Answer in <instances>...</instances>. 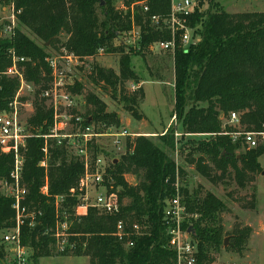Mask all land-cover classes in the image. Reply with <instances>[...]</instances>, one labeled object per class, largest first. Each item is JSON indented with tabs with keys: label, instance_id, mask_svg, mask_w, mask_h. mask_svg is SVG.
Returning <instances> with one entry per match:
<instances>
[{
	"label": "trees",
	"instance_id": "trees-1",
	"mask_svg": "<svg viewBox=\"0 0 264 264\" xmlns=\"http://www.w3.org/2000/svg\"><path fill=\"white\" fill-rule=\"evenodd\" d=\"M195 1L188 23L200 39L188 49H176L172 54L174 115L181 136L175 138L173 126L154 139L138 135L133 138L131 152L121 154L111 164L108 172L112 182L107 187L117 194L118 214L104 215L92 207L84 215L76 214L75 207L80 201L77 183L83 166L63 147L50 149L49 196L40 194L44 170L38 163L43 159V139L26 140L22 184L27 194L23 204L34 212V217L32 224L29 217H24L20 243L31 251L28 263L36 264L39 258L51 256L60 248L54 231L56 221L65 220L68 227L60 251L62 255L86 257L88 264H177L163 219L166 201L177 193L190 215L181 227L190 228L189 235L196 248L195 264H210L211 251L223 245L220 214L226 209L225 203L212 192L207 191L202 197L189 192L183 184L185 172L176 164L172 153L183 140L182 145L191 146L192 151L187 161L194 164L199 174L211 180H222L232 172L240 188L251 182L256 173H263L258 158L264 153V143L248 148L240 140L232 142L222 132L232 130L225 126L231 112L238 113L244 130L264 131V12L229 13L216 6L214 0ZM114 2L14 0L15 8L20 10L14 35L11 39L0 37V111L8 109L18 87L16 79L3 74L11 64L8 50L26 59L24 78L35 86L33 114L27 122L33 131L43 134L52 122L51 110L40 95L51 79L45 61L49 56L48 48L57 51L65 48L82 58L96 56L97 49L102 47L105 53H119L118 71L94 62L89 70L91 81L109 90L112 97L118 95L124 109L140 119L142 115L137 107L143 98L142 89L139 87L129 93L124 90L126 81L139 82L130 67V57L146 53L149 42L170 38L167 30H160L149 22V16H165L169 12L170 0H147L148 12L136 15V22L142 27L138 50L112 45L115 33L130 26L128 13L116 9ZM21 27L41 43L24 33ZM83 86V80L75 81L71 91L80 94ZM85 104L88 108L85 113L93 120L120 125L118 114L107 112L105 102L95 93L86 95ZM194 134L208 135V138H195ZM195 151L199 153L196 159L192 156ZM11 166L12 155L0 152V181L8 180ZM127 173L135 175L137 182L129 184L124 176ZM60 195L64 198L56 211L54 197ZM124 199L127 202H123ZM11 205L12 199L0 194V231L14 226ZM119 220L125 222L128 233L135 223L141 227L139 234L129 237L132 246H125V242L115 236ZM249 230L248 227L237 229L230 247L241 249ZM3 258L0 236V263Z\"/></svg>",
	"mask_w": 264,
	"mask_h": 264
},
{
	"label": "built area",
	"instance_id": "built-area-1",
	"mask_svg": "<svg viewBox=\"0 0 264 264\" xmlns=\"http://www.w3.org/2000/svg\"><path fill=\"white\" fill-rule=\"evenodd\" d=\"M0 1L3 3L1 9L4 13L6 12L0 22V37L11 39L17 26V15L20 10L15 8L14 0ZM118 2V10L124 14L128 13L130 26L128 29L115 33L112 45H122L126 49L138 50L142 39V27L136 22V15L148 12L147 0H118ZM195 6V0H170V10L165 16L157 14L149 16L150 25L160 30H167L170 38L149 42L146 46L147 52L168 51L173 54L176 49L186 50L195 45L200 35L195 33V28L188 23ZM103 52L102 47L97 49V54ZM8 54L11 56V64L3 73L16 79L18 88L14 98L8 104V109L0 112V152L12 155L8 180L1 184L4 189L2 195L12 199L14 226L2 232L1 242L9 246L12 264H28L30 256L27 254L28 248L20 243V226L24 222V217L31 219L30 224L34 217V212L29 211L23 204L27 194V189L22 184L26 140L30 137L43 139L41 147L43 159L38 163L44 170L43 182L39 188L40 194L49 196L47 169L50 149L63 147L69 156L78 160L83 166V172L77 183L79 192L77 197L80 201L75 207L76 214L84 215L87 209L92 207L101 214L111 216L119 213V202L117 194L109 191L107 187L112 182L108 170L117 159L115 154L131 152L133 138L139 134L131 133L121 123L115 126L95 122L90 115L78 112L76 104L78 95L71 91L75 81L72 75H69L73 68L66 66L79 65L81 58L65 48H61L58 54L45 59L50 68L51 79L40 95L45 99L46 107L51 110L52 122L47 132L43 134L33 131L28 122H23L21 119L18 98L22 90L31 92L34 91L35 86L24 78L23 63L26 59L15 55L12 49L8 50ZM136 85V83H131L130 89L139 88ZM239 124L237 113L231 112L225 126L231 127L232 130H224L222 134L228 135L232 142L240 140L248 148H254L262 143L259 138L264 139V131L244 130ZM174 136L177 138L181 136V133L175 130ZM92 193L93 197L90 201ZM63 198L61 195L54 197L56 211ZM188 217L190 218V215L187 214L185 206L181 204L178 193L166 201L163 219L169 236L168 244L176 252L177 264H195L196 260L195 245L187 230L181 227L182 222ZM67 227L65 220L56 221L54 237L60 249L65 243ZM140 230L141 227L135 223L131 225V233H128L125 229V222L119 220L115 225V236L129 247L133 244L129 237L131 234H139Z\"/></svg>",
	"mask_w": 264,
	"mask_h": 264
},
{
	"label": "rangeland",
	"instance_id": "rangeland-1",
	"mask_svg": "<svg viewBox=\"0 0 264 264\" xmlns=\"http://www.w3.org/2000/svg\"><path fill=\"white\" fill-rule=\"evenodd\" d=\"M214 4L229 13L264 12V0H214ZM1 6H3V3L0 1V22L6 15V12L4 13ZM114 6L118 9V0H115ZM21 29L35 41L41 43V41L34 38L25 27H21ZM63 37L64 35H62V38ZM45 45L48 46V43L46 42ZM124 49L127 50L126 48ZM60 51L61 48L59 51L51 47L48 48L49 56L56 55ZM118 59L119 53L117 52H103L92 58H90V56L82 57L77 66H72L70 64L67 66L65 65L67 68H73L69 75H72L74 81L83 80L84 82L81 93H77L78 98H76V104L78 112L86 114L85 112L88 108L85 104V98L89 92H92L105 102L107 112H116L118 117L119 115L121 116L122 122L120 121V123L131 133L143 134L142 136L154 139L156 136L166 131L164 130L162 132L168 122V128L173 126L176 128V131L180 133L174 115V67L172 53L168 51L149 53L146 51L144 54H132L130 57V67L136 68L138 73H140V68H144L142 73L148 78L147 80L163 81V84L145 83V103L141 106L139 105L141 101L139 102L140 99L138 100L139 104L137 110L141 112L143 109L142 112L144 111L149 117L148 124L144 122V120H141V118L139 120L135 119L129 111L124 109L123 103L119 100L118 95L112 97L109 90L102 87V85H94L89 77V70L94 62L102 67L112 68L117 72L119 66ZM131 83L137 84L138 82L128 80L124 83V90L128 93L133 91L130 89ZM33 92L34 91L28 92L25 90L20 92L18 108L23 122H27L28 118L33 114ZM126 118H128L129 121L127 120L125 122ZM95 122L99 121L95 120ZM239 125L241 129H244L241 124ZM178 138H180V136H177V139ZM195 138H208V135L197 136ZM259 141L262 142L260 144L264 143L262 137L259 138ZM181 142L184 143L183 140L180 141V144L177 145V149L172 153V157L176 164L185 172L183 179L185 187L189 192L194 191L198 197H202L207 191L212 192L221 199L226 206V209L220 214V217L224 232L223 239L226 238L227 244L225 246L222 245L217 251H211L210 256L212 257V262L210 264H264V153L258 158L263 173H256L251 182H248L244 188H240L233 179L232 172L230 176H226L222 180H211L199 174L194 169V164H189L187 161L189 152H192L190 151L191 146H187V144L183 146ZM100 145L101 144H99V146ZM198 155L199 153L196 151L192 154L194 159H196ZM114 156L119 158L120 154H115ZM214 172L217 174L216 171H213V173ZM124 176L129 184L137 182L135 175L127 173ZM2 182L3 181H0L1 195L4 191L1 184ZM92 197L93 193L91 194L90 201ZM123 202H127V200L124 199ZM245 227L250 229V233L243 246L241 249H232L230 244L234 232L239 228ZM5 230L0 231V236ZM2 245L4 248V258L0 264H12L10 261L9 246L4 243H2ZM60 251L61 249L59 248L58 250L56 249L51 256L39 258L36 264H88L86 257L72 256L71 254L62 255ZM27 254H31L29 248L27 249ZM28 264L32 263L29 262Z\"/></svg>",
	"mask_w": 264,
	"mask_h": 264
},
{
	"label": "crops",
	"instance_id": "crops-1",
	"mask_svg": "<svg viewBox=\"0 0 264 264\" xmlns=\"http://www.w3.org/2000/svg\"><path fill=\"white\" fill-rule=\"evenodd\" d=\"M135 72H136V74H137V76H139V82L137 83V85L142 89V91H143V100H141V103L139 104V105H141L142 106V104H144L145 103V99H146V93H145V91H144V85H145V83H147V82H150V83H161V84H163V81H160V80H147L148 78L146 77V76H144V74L142 73L143 71H144V68H140V73H138L137 72V70H136V68H132ZM143 110V109H142ZM142 110H141V112H139L141 115H142V117H141V120H144V122H146L147 124H148V122H149V117L144 113V111L142 112ZM119 117H120V121H121V116L119 115ZM129 121V119L128 118H126L125 119V122L126 121ZM139 120V119H138ZM122 122V121H121ZM122 124V123H121ZM168 126H169V122L165 125V128L162 130V132L164 131V130H166V128H168ZM153 130H155V129H153ZM156 131V130H155ZM138 134V133H137ZM154 134V133H153ZM162 134V133H161ZM143 135V134H142ZM147 135V134H146ZM190 136H192V135H190ZM194 137H197V136H204L203 134H194L193 135Z\"/></svg>",
	"mask_w": 264,
	"mask_h": 264
},
{
	"label": "water",
	"instance_id": "water-1",
	"mask_svg": "<svg viewBox=\"0 0 264 264\" xmlns=\"http://www.w3.org/2000/svg\"><path fill=\"white\" fill-rule=\"evenodd\" d=\"M48 43V42H47ZM116 161V159L114 160V162ZM188 233H190V228L187 230ZM227 244V240L226 238L223 239V246H225Z\"/></svg>",
	"mask_w": 264,
	"mask_h": 264
}]
</instances>
